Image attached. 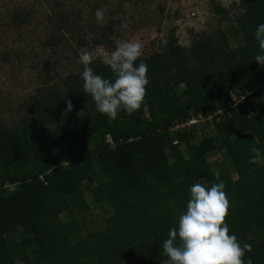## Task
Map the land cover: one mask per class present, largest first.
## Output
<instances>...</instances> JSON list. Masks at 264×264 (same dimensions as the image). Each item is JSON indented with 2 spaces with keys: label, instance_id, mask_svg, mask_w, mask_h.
I'll return each mask as SVG.
<instances>
[{
  "label": "trees",
  "instance_id": "obj_1",
  "mask_svg": "<svg viewBox=\"0 0 264 264\" xmlns=\"http://www.w3.org/2000/svg\"><path fill=\"white\" fill-rule=\"evenodd\" d=\"M210 3L219 22H229L228 10ZM239 8L232 21L238 46L218 28L196 35L189 48L171 35L160 51L140 56L135 66L147 65L149 83L131 116L120 110L110 120L96 110L80 64L37 98L33 117L0 128V264H162L163 243L187 210L191 186L219 180L230 203L229 234L252 246L245 264H264V165L248 163L252 146L264 154V65L255 61L254 38L264 0H239ZM70 22L61 14L47 45L58 46ZM98 29L102 38L113 35L108 25ZM90 67L114 79L101 59ZM213 152L228 155L235 177L222 165L212 168ZM83 188L93 204L112 210L101 228L87 219Z\"/></svg>",
  "mask_w": 264,
  "mask_h": 264
},
{
  "label": "rangeland",
  "instance_id": "obj_2",
  "mask_svg": "<svg viewBox=\"0 0 264 264\" xmlns=\"http://www.w3.org/2000/svg\"><path fill=\"white\" fill-rule=\"evenodd\" d=\"M213 1L228 10L229 22H219L210 0H0V128L11 129L33 117L37 98L78 72L81 49L94 54L98 48L111 52L118 41L136 39L143 45L141 56L146 57L160 51L171 35L189 48L196 35L218 28L225 30L232 46H238L241 40L233 35L232 21L241 12L239 0ZM98 9H106L102 24L94 15ZM14 14H19L23 23L15 22ZM61 14H68L71 22L61 33L58 46L47 45ZM124 23L128 27L121 29ZM101 25L111 27L113 35L102 38ZM94 59L103 61L102 55ZM197 127L211 134L204 122ZM199 139L200 135L196 136L195 142ZM208 161L216 172L219 164L235 177L225 152L211 153ZM83 191L90 205L87 219L93 229L101 228L112 210L107 202L93 204L87 189ZM60 219L65 222L66 216Z\"/></svg>",
  "mask_w": 264,
  "mask_h": 264
},
{
  "label": "clouds",
  "instance_id": "obj_3",
  "mask_svg": "<svg viewBox=\"0 0 264 264\" xmlns=\"http://www.w3.org/2000/svg\"><path fill=\"white\" fill-rule=\"evenodd\" d=\"M105 13L106 9L95 12L97 23H104ZM127 27V23L121 25V29ZM254 38L259 45L255 61L264 65V23L258 25ZM142 49V43L133 39L118 41L111 52L99 48L95 54L86 48L79 52L84 92L91 95L96 110L110 120L117 119L120 110L131 116L144 101L149 83L148 68L143 62L135 66ZM97 55H102L103 63L110 67L114 79L94 74L90 65ZM72 107L71 101H68L66 111H72ZM254 115L249 113L248 118ZM256 144H259L258 140ZM250 151L254 155L248 163L264 165L261 150L252 146ZM216 177L219 180L218 173ZM225 187L222 180L210 187L199 182L191 186L187 210L179 216L178 228L173 227L169 238L163 243V251L168 259L162 264H245V254L251 253L252 246L247 243L242 246L235 235L229 234L226 219L230 203ZM247 264H252L250 258Z\"/></svg>",
  "mask_w": 264,
  "mask_h": 264
},
{
  "label": "built area",
  "instance_id": "obj_4",
  "mask_svg": "<svg viewBox=\"0 0 264 264\" xmlns=\"http://www.w3.org/2000/svg\"><path fill=\"white\" fill-rule=\"evenodd\" d=\"M242 100V98L241 99H239V100H237L236 101V103H238L239 101H241ZM196 121L195 120H191L188 124H185V125H181L182 127H184V126H189V125H191V124H194ZM106 142L107 143H109L111 146H113V143H112V141H111V139L107 136L106 137Z\"/></svg>",
  "mask_w": 264,
  "mask_h": 264
}]
</instances>
